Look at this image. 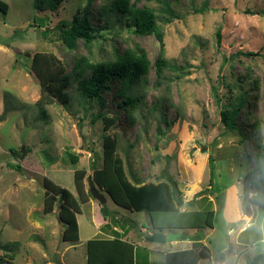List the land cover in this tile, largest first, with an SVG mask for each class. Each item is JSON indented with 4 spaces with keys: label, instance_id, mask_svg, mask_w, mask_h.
<instances>
[{
    "label": "rangeland",
    "instance_id": "rangeland-1",
    "mask_svg": "<svg viewBox=\"0 0 264 264\" xmlns=\"http://www.w3.org/2000/svg\"><path fill=\"white\" fill-rule=\"evenodd\" d=\"M0 1L9 6L6 15L0 12V264H86L88 240L115 236L108 231L116 230L102 221L104 210L110 218L118 214L128 220L130 225L120 223L119 234L130 233L135 241L145 243L143 238L152 230L148 213L123 209L104 191L106 204L86 197L87 203L76 215V250L75 244L62 239L65 224L59 216V203L53 212L44 211L47 182L78 198L75 172L79 170L85 173L84 188L89 191V177L95 170L105 169L106 144L114 145L113 155L123 160L133 184L165 181L173 186L176 181L186 202L212 187L214 193L199 202L206 200L216 208L214 228L203 229L198 236L210 234L206 242L216 259L223 246L230 244L228 231L232 228L222 214V204L236 184L242 205L240 181L254 166L250 124L238 119L247 135L244 140L238 131L227 130L221 120L231 94L248 89L257 96L256 108L247 106L251 110L248 122L258 121L263 128L264 0H171L170 7L180 19L166 24L165 5L140 3L139 7L152 8L159 18L167 67L160 79L151 70L146 84L138 87L136 93L143 99L133 112L136 123L127 133L119 122L113 125L96 118L100 105L84 101L76 83L68 87L70 101L62 103L47 95V81L43 83L40 75L45 71L46 78H62L73 73L81 57L93 64L114 61L118 49L137 45L154 63L162 48L160 42L154 36L135 37L125 20L114 24L111 17L105 39H97L90 48L80 41L75 50H69L57 26L62 20L71 21L85 2L70 0L56 13L39 11L37 0ZM112 1L95 0L94 8L99 12ZM94 22L102 26L107 19L96 17ZM247 52L260 54L249 56ZM36 55H40L42 69L38 73L33 64ZM161 109L171 126L163 122ZM112 117L108 113V119ZM70 154L78 156L76 164ZM197 208L184 206L181 210L202 211ZM242 211L237 225L252 223L249 231L253 237L264 238L259 209L254 208L252 218L245 216L243 205ZM102 222V230L97 229ZM263 251L264 246H257L252 253ZM138 252H144L143 248ZM144 253L146 258L148 253ZM245 260L243 256L241 264Z\"/></svg>",
    "mask_w": 264,
    "mask_h": 264
},
{
    "label": "trees",
    "instance_id": "trees-1",
    "mask_svg": "<svg viewBox=\"0 0 264 264\" xmlns=\"http://www.w3.org/2000/svg\"><path fill=\"white\" fill-rule=\"evenodd\" d=\"M69 1L37 0L36 7L39 11L57 13ZM79 1L85 2L83 10H79V13L75 14L71 21L62 20L57 26L60 38L69 50H75L80 41L90 48L97 39H105L104 36L111 28L108 22L109 18L114 17V24L125 20L129 32L137 38L154 36L162 46L161 51L154 63L139 45L135 48L118 49L114 61L93 64L87 58L81 57L74 65L71 75L62 78L49 75L46 78L45 71H43V75L40 77L43 83L47 81L45 91L52 99L67 103L70 101L68 87L72 82L76 83V90L84 101H95L100 105L101 111L96 118H101L105 123L110 122L113 125L119 122L123 133H127L136 123L133 112L141 105L143 99L136 93L138 87L142 82L146 84L151 70L155 69L157 77L160 79L167 67L163 52L164 34L159 24V18L152 8L139 7L138 5L144 1H156L165 5L164 11L168 17L163 18L164 24L172 23L179 16L170 7L171 0H113L109 8H102L99 12L94 8L95 0ZM8 9V4L0 1V12L6 15ZM204 11L200 10L199 12L203 13ZM250 13L255 14L251 11ZM96 17L100 21H104L105 18L107 22L102 26H96L94 22ZM245 54L255 56L260 53L247 52ZM33 64L36 73H38V69L42 70L40 55L34 56ZM242 83L240 89L244 90L245 84L242 85ZM258 88L257 84L256 89ZM250 92L245 89L236 95L231 94L232 99L221 111V120L227 130L238 131L244 140L247 135L245 130L238 125V119L242 118L243 123L250 124L251 135L249 137L254 141H252L254 166L243 179L256 190L251 201L260 211V222H264V121L263 128L258 121L248 122L251 110H247V106L251 104L252 109H255L257 105V96L250 95ZM231 93L233 92L231 91ZM161 111L163 122L171 126L172 121H168L166 111L163 109ZM108 113L114 116L111 120L108 119ZM42 115L45 114L42 113ZM104 150L105 169L95 170L89 178H92L95 186L109 195L117 206L129 211L148 213L153 228L160 231L166 229H195L198 231L197 236L192 240V248L168 253L166 264L209 263L211 251L201 242L204 236L199 237L198 233L203 229L214 228L216 212L211 207L200 208L202 211H198V213L181 209L184 206L195 209L196 205L198 206L196 199L213 194L212 187L207 189V192H200L191 201L185 202L183 192L179 189L176 181L172 182L173 186L165 181L141 185L133 184L127 177L123 160L113 155L114 145L110 147L106 144ZM12 153L17 155L14 151ZM69 156L73 164L78 162V156L72 154ZM84 177L83 171L75 172L78 198L69 190L51 182H47L45 185L47 193L44 211L46 213L53 212L55 204L59 203V216L65 224L62 239L66 243L75 245L79 243V226L76 215L82 212L81 205L87 203L86 197L92 198L89 191L85 192ZM206 202L204 200L200 204ZM110 215L108 211H103L104 219L111 222L108 223L109 225L107 224L108 228L120 225V223L130 225L127 219L121 216L117 218L118 214L113 218H110ZM111 233L115 235L113 238H94L87 241V264H135L138 246L124 240L123 235L117 231ZM248 264H264V251L258 252L249 260Z\"/></svg>",
    "mask_w": 264,
    "mask_h": 264
},
{
    "label": "crops",
    "instance_id": "crops-1",
    "mask_svg": "<svg viewBox=\"0 0 264 264\" xmlns=\"http://www.w3.org/2000/svg\"><path fill=\"white\" fill-rule=\"evenodd\" d=\"M229 195L230 196L232 195L233 199L234 198L235 199L232 200ZM238 195H239V188L236 184H233L232 188H230L228 190V197H227L226 204H225V200L222 204V208H223L222 214L225 216L227 223H229L233 228V229L230 228L228 231V237H229L228 239L230 241V244L226 243L223 246L224 248L219 253V256L216 257V259H215V257H213V255H211V261L207 264H241V260L243 259V256L246 257L245 264H248L250 258H247V257L251 256V258H253L258 253V252L255 254L252 253V251L254 250V247L257 249V246H259L260 248H262L264 246V238H261L260 240H258L256 238H254L257 236L253 237L252 232L249 231L253 227L252 223L249 224L248 226L246 225L245 222L243 224L239 225L240 227L237 225V222H239L242 219L241 215L243 213V211H242V205L243 204L241 205V203L239 202ZM201 199H202V197L198 198V206L196 205V207H198L197 208L198 210H200V208L201 209L202 208L208 209L209 207H211V205L209 203L200 204L201 202H199V201H201ZM209 201H212V200H209ZM81 209H82V206H81ZM211 209L216 211V208L214 209L212 207ZM182 211H185V210H182ZM215 214H217V212ZM118 217H120V216H117V218ZM240 217H241V219H240ZM102 221L103 222L105 221L104 223H106V225H107V220H105L103 216H102ZM103 222H102V224L98 225L99 227H97V229L102 230ZM106 225H105V227H106ZM119 226L120 225L113 226V229H115L117 231L119 229ZM151 226H152V224H151ZM118 231L117 232L120 233V230H118ZM145 231L146 230L144 229L143 232H145ZM155 231H160V230H157V229L153 228V226H152V230L150 231V233L147 236L151 235ZM105 232H107V231H105ZM161 232L164 233L166 235V238H167L166 243H164V244L149 243L145 240L146 237L143 238L145 243L142 241H135L129 235L130 233H127V235H125L123 237L124 240H127L128 242L132 243L133 245L138 246L137 250H140V247H141V248H143L144 252L148 253V256H146V258H145L144 252H141V253L137 252L135 264H166V255L168 253L185 251V250H189L192 248V244H193L192 240L194 239L195 236H197L198 231L195 229H188V230L166 229V230H163ZM108 233H111V232L108 231ZM209 235L210 234H206V236H209ZM206 236H204V238H203V240H201V242L203 243V245L208 247L212 253L211 248L208 246V244L206 242V240H207ZM97 238H101V237H97ZM92 239H94V237H92ZM76 245L73 246V248L75 250L77 249ZM166 245H167V247H169L168 249L166 248ZM251 248H252V250L250 251V253H251V255H250V253H248V251ZM84 260L86 261V264H87V246H86V254H85Z\"/></svg>",
    "mask_w": 264,
    "mask_h": 264
},
{
    "label": "water",
    "instance_id": "water-1",
    "mask_svg": "<svg viewBox=\"0 0 264 264\" xmlns=\"http://www.w3.org/2000/svg\"><path fill=\"white\" fill-rule=\"evenodd\" d=\"M242 185V204L245 212V216L252 218L254 216V205L251 201V197L256 194V190L244 179H241ZM89 192L95 200H97L101 205L106 204L107 198L94 184L93 180L90 179ZM145 240L149 243L164 244L166 243V235L161 231H155L151 235L147 236Z\"/></svg>",
    "mask_w": 264,
    "mask_h": 264
},
{
    "label": "built area",
    "instance_id": "built-area-1",
    "mask_svg": "<svg viewBox=\"0 0 264 264\" xmlns=\"http://www.w3.org/2000/svg\"><path fill=\"white\" fill-rule=\"evenodd\" d=\"M109 238H113V237H109Z\"/></svg>",
    "mask_w": 264,
    "mask_h": 264
},
{
    "label": "clouds",
    "instance_id": "clouds-1",
    "mask_svg": "<svg viewBox=\"0 0 264 264\" xmlns=\"http://www.w3.org/2000/svg\"><path fill=\"white\" fill-rule=\"evenodd\" d=\"M256 206H254V208H255Z\"/></svg>",
    "mask_w": 264,
    "mask_h": 264
}]
</instances>
